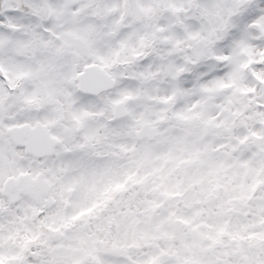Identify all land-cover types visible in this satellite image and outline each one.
Instances as JSON below:
<instances>
[{
  "label": "snow or ice",
  "instance_id": "6c2138e0",
  "mask_svg": "<svg viewBox=\"0 0 264 264\" xmlns=\"http://www.w3.org/2000/svg\"><path fill=\"white\" fill-rule=\"evenodd\" d=\"M0 264H264V0H0Z\"/></svg>",
  "mask_w": 264,
  "mask_h": 264
}]
</instances>
